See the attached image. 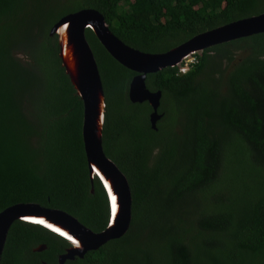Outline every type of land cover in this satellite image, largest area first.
<instances>
[{"label": "trees", "instance_id": "16d2710c", "mask_svg": "<svg viewBox=\"0 0 264 264\" xmlns=\"http://www.w3.org/2000/svg\"><path fill=\"white\" fill-rule=\"evenodd\" d=\"M85 8L128 45L164 53L264 12V0H0V212L36 202L100 232L109 198L99 178L92 191L84 102L51 35ZM87 38L106 96L105 152L129 179L133 218L126 235L66 264H264V33L195 54L185 73L186 62L149 73L148 88L163 92L158 129L150 103L130 100L137 73L90 28ZM68 245L17 220L0 264H57Z\"/></svg>", "mask_w": 264, "mask_h": 264}, {"label": "water", "instance_id": "95a60500", "mask_svg": "<svg viewBox=\"0 0 264 264\" xmlns=\"http://www.w3.org/2000/svg\"><path fill=\"white\" fill-rule=\"evenodd\" d=\"M88 28L94 31L115 59L137 73L130 84V100L150 103L153 108L151 125L153 129H158V121L163 116L159 112L163 92L148 88V74L176 67L192 55L217 44L264 33V12L200 33L164 53L144 52L128 45L112 31L106 17L93 8L69 13L57 21L51 35L58 36L63 67L84 102L83 138L92 191L95 178H99L109 198L110 220L104 230L95 232L64 210L36 202L14 204L0 212V263L10 229L17 220L40 224L69 242L70 247L59 257L58 264L83 258L88 251L98 250L107 242L123 237L131 227L133 193L129 179L104 148L107 103L97 58L87 38ZM46 248L45 244H41L34 250L43 251Z\"/></svg>", "mask_w": 264, "mask_h": 264}, {"label": "flooded vegetation", "instance_id": "af4514ba", "mask_svg": "<svg viewBox=\"0 0 264 264\" xmlns=\"http://www.w3.org/2000/svg\"><path fill=\"white\" fill-rule=\"evenodd\" d=\"M70 247V244L64 248L63 252H61L58 257H57V260L56 261H59V257L62 255V254H65L67 252V250L69 249ZM89 252V251H88ZM79 257L75 258V259H70V260H66V261H76ZM42 261H45V260H42ZM47 264V263H46ZM58 264V263H57Z\"/></svg>", "mask_w": 264, "mask_h": 264}, {"label": "built area", "instance_id": "2783aa9c", "mask_svg": "<svg viewBox=\"0 0 264 264\" xmlns=\"http://www.w3.org/2000/svg\"><path fill=\"white\" fill-rule=\"evenodd\" d=\"M190 60H191V59L187 60L186 65L183 66V67L181 68V70H182L183 72H186V71L189 69V63H190V62H194V58H192L191 61H190Z\"/></svg>", "mask_w": 264, "mask_h": 264}, {"label": "clouds", "instance_id": "9594fccd", "mask_svg": "<svg viewBox=\"0 0 264 264\" xmlns=\"http://www.w3.org/2000/svg\"><path fill=\"white\" fill-rule=\"evenodd\" d=\"M194 55H195V54H194ZM194 55H192V56L189 57V58H190V59L193 58ZM187 59H188V58H187ZM187 59H186L184 62H187ZM188 60H189V59H188ZM184 62H183V63H184ZM183 63H181V64H183ZM181 64H180V65H181ZM181 72H182V73H185V72H183L182 70H181Z\"/></svg>", "mask_w": 264, "mask_h": 264}, {"label": "rangeland", "instance_id": "374dc122", "mask_svg": "<svg viewBox=\"0 0 264 264\" xmlns=\"http://www.w3.org/2000/svg\"><path fill=\"white\" fill-rule=\"evenodd\" d=\"M188 59H190V58H188ZM188 59H187V60H188ZM191 60H192V58H191ZM191 60H190V61H191Z\"/></svg>", "mask_w": 264, "mask_h": 264}]
</instances>
